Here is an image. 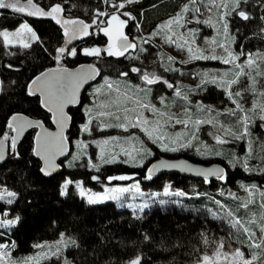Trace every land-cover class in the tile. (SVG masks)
<instances>
[{
	"label": "trees",
	"instance_id": "1",
	"mask_svg": "<svg viewBox=\"0 0 264 264\" xmlns=\"http://www.w3.org/2000/svg\"><path fill=\"white\" fill-rule=\"evenodd\" d=\"M198 1L32 0L44 12L60 5L63 20H76L89 26V34L71 44L67 42L65 26L51 16L35 17L10 8L0 9V33L27 20L38 36L30 48H8L0 35V142L8 146L7 160L0 166V187L16 194L11 197V204L0 200V214L5 219L19 217L16 227H0V244H7V250H13L15 256L34 254L37 245L55 241L64 234L67 240L74 241L73 247L65 255L40 264H65V261L68 264H128L137 257L140 264H201L203 256L214 257L221 242L223 253L239 250L251 259L255 253L259 259L253 264H264V246L249 247L260 243L264 237L260 229L255 230L256 223H249L252 219L248 220L249 216L239 207L244 197L259 192L264 194V119L260 118L259 107L254 109L264 90V78L254 76L257 83L254 91L239 90L240 96L232 92L230 98L223 84L204 83L203 75L196 77V63L185 48L174 41L168 42L159 32L158 35L153 33L162 22L175 18L186 5H189V11L194 10ZM121 3L125 4L124 8L114 7ZM241 10L249 19L239 17ZM125 12L130 15H123ZM113 14L127 21L126 35L136 45L124 55H109L105 50L109 41L102 21ZM229 21L237 53L257 52L261 55L264 52V0H241L239 7H234L229 14ZM60 48L66 49L62 55L58 52ZM93 48L100 49L98 56L85 54L86 49ZM73 50L74 56L69 54ZM57 56H60L59 60ZM81 65L96 69L97 77L82 92L78 105L69 110L71 124L64 134L69 155L75 150V142L84 134L82 126L88 122L89 107L94 103V86L105 80L146 86L144 73H149L150 78L154 74L161 79L147 87L166 92L164 111L170 113V108L178 111L181 118L193 120L198 116L201 120L198 138L192 147L159 152L139 167L116 163L90 168L87 159H81L76 163L77 167L71 169L65 163L68 156L60 163L59 174L51 178L43 176L42 164L36 157V132L28 131L13 148L14 128L8 125L14 116L26 115L39 129L55 131L52 112L43 106L40 95L31 92V86L37 77L53 69L72 70ZM133 68L140 71L133 72ZM179 84L185 92H179ZM235 85L238 88L241 80ZM249 97L252 103L243 113L250 116L248 136H236L231 131L240 129L243 122L234 116L238 110L234 108L237 107L234 101L241 104V99L249 100ZM259 99L261 101V96ZM211 106L217 110L212 127L208 123H211L212 113L205 111ZM249 106L259 115L252 117ZM229 110H235V114ZM208 127L226 140L214 143L205 134ZM91 149L95 151L96 147ZM160 160L220 165L224 178L195 180L167 174L147 179L149 166ZM123 174L139 175L135 179L141 180L144 189L161 191L169 188L185 195L171 198L174 201L165 205L134 213L118 208L114 203L90 205L74 187L65 196L60 192L67 178L82 180L87 188L101 191L108 178ZM217 204L223 212L212 216L208 207ZM233 220L241 221L251 233L255 232L253 238L250 239L249 232L243 227H233Z\"/></svg>",
	"mask_w": 264,
	"mask_h": 264
},
{
	"label": "rangeland",
	"instance_id": "2",
	"mask_svg": "<svg viewBox=\"0 0 264 264\" xmlns=\"http://www.w3.org/2000/svg\"><path fill=\"white\" fill-rule=\"evenodd\" d=\"M8 2H15V0H8ZM19 3L21 5H26L27 1L19 0ZM32 4L35 5L33 2ZM186 6L189 7V5ZM35 7L38 8L36 5ZM234 7H236L235 0H199L195 6V9L198 8L199 12L194 10L184 12L182 10L176 16L183 17L180 23L175 22L176 17L168 19L162 22L153 33L158 35L159 32V34H163L165 38L171 37L172 41H174L178 46L180 45L181 47L185 48L188 53V48L191 47L192 53H189L191 56L193 54L200 55V53L196 52L197 48L202 50L204 56L216 55L217 57L227 58L228 53L225 51V49H227L229 52H232L234 55H239L238 60L229 64L223 63L221 59H192L193 62L196 63L194 70L198 69L195 71L197 78L200 75H203L207 81L215 79L217 83H207L218 86L219 84H223L224 88L227 89V82L236 79L237 74L241 71L239 66L242 65L243 72L245 74L239 76L241 85L236 88V85L233 84L230 90L231 92H237L239 90L240 92H248L249 90L247 89H249V80H251L252 83V77L256 76L259 78H264V59L261 58L264 57V52H261V55H258L257 52L252 54L256 63L253 68H249L247 66V53L240 55L241 52L237 53L235 51V40L231 35L229 21V14L233 11ZM32 10L34 9L29 7L26 8L25 12L21 13L28 15V11ZM34 16L44 17L42 15ZM120 19L124 20L121 17ZM56 20H59L67 29L68 43H72L75 39L85 36L83 32L80 31L82 24H80L79 21L63 20L60 13L57 15ZM109 20H111V17L102 21V24L104 25L103 29L109 27ZM170 20L173 21V23L169 26L168 22ZM198 20L201 22L198 23ZM208 20L211 21L210 24L203 23V21ZM65 21H75L77 23H65ZM225 23H227V30H225ZM24 24H27L32 32L35 33V39L32 38V33L28 31H21L22 25ZM83 25L85 24L83 23ZM116 27L117 21H112L113 34H115ZM3 32H8L10 34L7 41L2 35L4 44L8 48H30L38 40L35 30L27 20L21 22L18 27L14 29L3 30L1 33ZM17 32L20 33L19 36L14 35ZM123 32L126 35L125 26L123 28ZM107 37L109 43L105 49L106 52L109 44L111 43L108 35ZM25 43L29 44V47H24L23 45ZM244 77L249 78L246 79ZM159 80L161 81V79ZM155 83H157V81ZM150 85L151 84L147 83L146 86H139L136 83H125V81L105 80L103 83L94 86V103L91 105V107H89V113L87 114L88 122L82 126L84 130V126L87 125L89 130L84 131L81 139L75 142V150L65 161L66 166L71 169L76 168L77 162H79L81 159H87L88 167L90 168H92L93 165L100 167L116 163H122L132 167H139L143 166L147 160L159 152L168 153L172 148H191L194 140L198 138L197 132L199 133L198 126L200 123L197 122H200L201 120H199L198 116L193 120L191 118H181L180 115H177L178 111L170 108H168L170 113L164 111L165 109L163 107H165L167 101L165 96L166 92L159 88L155 89L147 87ZM256 85L257 83L255 84V87H257ZM179 88V92H185L184 87L181 84H179ZM226 92L228 91L226 90ZM262 92H264V90H262L261 93ZM260 96L261 95L259 94L257 104L259 102V105H264V96H261V101L259 99ZM180 98L181 96L179 95V99ZM251 103L252 98L249 97V100L241 99L240 105L243 109H245V107ZM234 108L237 110V107ZM248 108L252 117L259 114H261L260 116L264 115V111H262L260 107L259 114L258 112L254 111L252 107L249 106ZM205 111L212 113L209 120L212 124L208 122L210 124L209 126L212 127L215 125L214 111L216 115L217 110L213 109L211 106L208 109H205ZM237 112L236 115H233L237 117L239 122L240 120L243 122V118L245 116V114L243 115L244 111L241 112L239 110V112ZM100 113H108V115H100ZM246 115L250 118L249 114ZM90 119L91 123H89ZM178 120L187 121V123H177ZM250 124L251 123H248L247 125V134H244V122L240 129H234L231 131V133L236 136L239 134L240 136H248ZM210 127L207 128L208 130L205 132V134H207L214 143H219L221 139H225L221 137L220 134H214L213 130L209 129ZM37 128L38 130L34 129L36 134L40 132L39 127ZM145 129H147V131H145ZM149 133H151V135H149ZM92 146L96 147L95 151L91 149ZM120 176L130 177V179L120 180L113 179L114 177L108 178L107 183L103 185L104 189L101 191H93L87 188L82 180L75 181L71 178H67L62 183L60 192L61 194L65 192L64 185L66 182L71 181V183L67 184L66 194L71 187H74L77 190L79 196L84 198L90 205L114 203L118 208H125L134 213H140L145 210H149L157 205H165L169 203V201H174L171 198L178 197L177 195H173L172 193L176 192H173L170 189L168 195H165V189L161 191L144 189L142 187L141 180L135 179V177L139 175L123 174L115 177ZM78 184L80 187H77ZM137 185L139 186V191L136 190ZM119 188H128L129 191L123 193H113L111 191L112 189ZM5 189L6 188L1 186L0 192H3ZM81 189L84 190L86 195H80ZM6 190L11 192L8 189ZM66 194L62 195L65 196ZM88 194H107L110 197L115 195L118 197V199H106L102 202L93 204L88 202ZM254 194L255 195H252L251 197H244L239 207L244 211L245 214L249 216L248 220L255 219L257 222L254 224L256 230L259 229V224H264V220L261 219V217L264 216V207H262V205H264V195H262V192ZM230 197L234 198V196ZM7 199L9 198L5 197L4 201L7 202ZM220 207L221 206L218 204L214 207H208L210 214L212 216L220 215L223 212ZM0 219L10 220L5 219L1 214ZM16 225L17 223L5 228L11 229L16 227ZM73 242V240H67L66 236L62 234L60 238L55 241L44 242L40 244L44 247H38L34 254L23 257L15 256L13 254V250H7V247L4 249V251L10 253V255L5 256V260L8 262V264H12V262H15V264H25V261L28 258L36 257L40 264L52 257L65 255L67 250L73 247ZM43 253H47L48 257L44 258L42 256ZM233 253L235 252L231 251L228 254L229 259L227 261L223 260L222 257L221 264H230ZM244 259L250 260L251 258L245 257L244 253ZM235 264H242V261L237 259Z\"/></svg>",
	"mask_w": 264,
	"mask_h": 264
},
{
	"label": "snow or ice",
	"instance_id": "3",
	"mask_svg": "<svg viewBox=\"0 0 264 264\" xmlns=\"http://www.w3.org/2000/svg\"><path fill=\"white\" fill-rule=\"evenodd\" d=\"M105 2H107V0H105ZM126 2L127 3H134V2H136V0H126ZM192 2L195 3V0H192ZM240 3H241V0H235V5H236L237 8L239 7ZM29 7H31L34 10L28 11V15L51 16L54 19H56L57 15L60 12H62V8L60 7V5H56V6L52 7L50 11L44 12L43 10L36 8L35 5L32 4V0H27V4L26 5H21L19 3V0H15V2H8V0H0V9L10 8V9H13L14 11H16V12H25L26 8H29ZM114 7L124 8L125 4L121 3L119 5H114ZM183 11L184 12L189 11L188 7L185 6ZM194 11L199 12V9L198 8L194 9ZM99 15H107V13H100ZM123 15L128 16L130 14L125 12V13H123ZM238 15H239V17H241L244 20L249 19V16L243 10L239 11ZM182 19H183L182 16H178V17L175 18V22L176 23H180V21ZM112 21H117V27H116L115 34H113V31H112ZM57 22L59 23L60 21L57 20ZM197 22L199 23L201 21L198 20ZM65 23H77V22H75V21H65ZM79 23L82 24V27H81L80 31L83 32L84 35H88L89 33H88L87 29H88L89 26L88 25H83L82 22H79ZM172 23H173V21L170 20L168 22V25L170 26ZM203 23L210 24L211 21L210 20L203 21ZM108 24H109V27L103 29V31H104V33L106 35L109 36L110 41H111V43L109 44V47L107 49V52H108L109 55H117V56L124 55V53L129 48H135L136 47V45L134 43L129 42L128 36H126L124 34V32H123V28L127 24L126 20H121L118 15L113 14L111 16V20L108 21ZM224 26H225V30H227V23H225ZM21 31H28V32L32 33V38L33 39L36 38L35 33L32 32V30L29 28V26L27 24L22 25ZM65 31H66V34H67V29ZM19 34L20 33L17 32L14 35L19 36ZM0 35H3V37L7 41L10 34L8 32H3V33H0ZM166 39H167L168 42H173L171 40V37H167ZM23 46L24 47H29V44L25 43ZM65 51H66V49H64V48H60L58 50V52L61 55L64 54ZM188 51H189V53H192V48L189 47ZM225 51L228 53L227 58L217 57L216 55L204 56L203 53H202V50L197 48L196 52L200 53V55L193 54L190 58H192V59H221L222 62L225 63V64L234 63L236 60L239 59V55H234L232 52H229L227 49H225ZM69 54L74 56V55H76V52L73 50ZM85 54L86 55H97L98 56L100 54V49H97V48L86 49L85 50ZM240 55H244V53H241ZM59 58H60V56H57V60H59ZM261 58L264 59V57H261ZM169 59H172V58L170 57ZM255 63L256 62H255V59L253 58V55L250 54V53L247 54V66L249 68H253L255 66ZM239 67H240L241 71L237 74L236 79L227 82L228 88L226 90L228 91V95H229L230 98L233 96V93L230 90L231 86L238 82L240 75H244L245 74L243 72V66L241 65ZM132 71L133 72H139L140 70L137 69V68H133ZM91 72L93 74H95L96 73V69H94V68L91 69ZM48 75H49L48 73L44 74L45 77H48ZM69 75L72 76L74 81H75V88L73 89L71 94H66L63 97L56 96V90L60 89V79L59 78H57L55 80H52V81H47V83H46V88H47V91H48L49 101L51 102L53 100V98H54L58 102L57 103V110H58V114H59V121L58 122L60 123L61 129H63V127L66 126L67 122L70 120V117H68L63 112V106L66 103H75V90L78 89L79 86H80V83H82V80L78 77V74L70 73ZM122 75H127V73H122ZM151 75H152V78H150V74L149 73H144V75H143V79L148 84L155 83L156 80L159 79L157 77H154V74H151ZM205 75H207V74H205ZM40 79H41L40 77H37V79L33 81V84H36L38 81H40ZM202 82H204V83H207V82L217 83V81L215 79H212L211 81L205 80V81H202ZM255 84H256V79H255V77H252V87L247 89V90L254 91L255 90ZM169 87H172V85H169ZM37 90H39V89H37ZM235 95L236 96H240L241 93L239 91H237L235 93ZM260 95L264 96V92L260 93ZM186 99H187V97H185V100ZM234 103H236L237 109H239L241 112L244 111V109L242 108V106L238 102L234 101ZM257 106L260 107L262 111H264V105H254V109ZM49 110L51 111L52 109L50 108ZM229 111L232 112V114H235L233 110H229ZM100 115H108V113H100ZM260 118L264 119V115H262ZM12 119L15 121L18 118L14 116ZM248 120H249V117L247 115H245L244 118H243V122L245 124V133L244 134H247V122H248ZM28 123H30V122H28ZM89 123H91V119L89 120ZM177 123H185L186 124L187 121H179L178 120ZM197 123H199V122H197ZM8 126L10 128L14 127L13 124H9ZM133 126H137V125H133ZM22 127H23V125H20L15 130H17L19 132V130H21ZM88 130H89L88 126L85 125L84 126V131H88ZM145 131H147V129H145ZM149 135H151V133H149ZM237 138H240V137H237ZM5 139H7V137H5ZM219 142L223 143L224 141L221 140ZM105 143H107V142H105ZM15 144H16V138L13 137L12 138V147L13 148H15ZM63 144H64V137L62 136V133H61L60 138H59V143L57 145L58 151H63ZM170 150L171 151H176L177 149L176 148H172ZM36 154L37 155H41V152L39 150H37ZM3 159H4L3 145H2V142H0V161H2ZM50 159H51L50 157L45 156V160L47 162L46 163V169L42 170V171H45V174H49V172L47 171V168L51 167ZM93 167H97V165H93ZM155 167H157V166H153V168H155ZM159 167H179V165H175V164H161V165H159ZM152 171H153V169H149L148 176L146 177L147 179H151ZM197 171L201 175H205V176L216 175V176H218L221 179L224 178L223 175L221 174V170H219V169H209L207 171H199V170H197ZM113 179L125 180V179H130V177L120 176V177H114ZM69 183H71V181L66 182V184L64 185L65 192H63L62 194H66L67 184H69ZM77 187H80V185L78 184ZM136 190L139 191V186L138 185L136 186ZM111 191L113 193H115V192L123 193V192L129 191V189L128 188H119V189H112ZM168 194H169V188H165V195H168ZM172 194L173 195H177V196H184L185 195V193H183V192H176V193H172ZM15 195H16L15 193L8 192L5 189L3 192H0V200H4L5 197H8L9 199H7V203L11 204L12 203V199H10V198L11 197H15ZM80 195L81 196L86 195V193L84 192L83 189H81ZM262 195H264V194H262ZM87 198H88V202L89 203H93V204L102 202V201H104L106 199H118V197L115 196V195L110 197L107 194H104V195L88 194ZM217 203H219V202H217ZM245 206H247V205H245ZM262 207H264V205H262ZM4 215H7V213H5ZM261 219L264 220V216H262ZM18 221H19V217H16L15 219H10V220L0 219V227H9V226L15 225ZM249 223H253L254 224V223H257V222L255 221V219H253V220L249 221ZM231 224L233 225V227H243V230L245 232H249L250 239L253 238L254 233H251L250 229L248 227H244L242 225L241 221L233 220V221H231ZM258 227L260 229L262 237H264V224H259ZM262 246H264V238L261 239L260 243L250 244L249 245V247H252V248H261ZM7 247H8L7 245L0 244V264H8V262L5 260V256L10 255V253H7L6 251H4V249H6ZM13 247H14V245H13ZM36 247H44V246L43 245H37ZM221 249H223V242H221L219 244L218 250L216 251L214 257H210L208 255L203 256L201 264H221V258L222 257H223V260L227 261L229 259L228 254L223 253L221 251ZM42 256L44 258H47L48 254L47 253H43ZM237 259L241 260L242 264H253V261L259 259V257L255 253H253L252 259L251 260H247V259H244V253H242L239 250H237L235 253L232 254V261L230 262V264H235V261ZM33 262H34V264H39V261H38V259L36 257L28 258L25 261V264H33ZM12 264H15V262H12ZM65 264H68V262L65 261ZM130 264H140V258L137 257L135 260L131 261Z\"/></svg>",
	"mask_w": 264,
	"mask_h": 264
},
{
	"label": "water",
	"instance_id": "4",
	"mask_svg": "<svg viewBox=\"0 0 264 264\" xmlns=\"http://www.w3.org/2000/svg\"><path fill=\"white\" fill-rule=\"evenodd\" d=\"M129 42L133 43V41L129 38ZM71 44V43H70ZM129 48L128 50H130ZM127 50V51H128ZM91 69H93L90 66L87 65H81L78 66L72 70H60V69H53L49 72H47L49 75L48 77H45L42 75L40 78V81H38L36 84H32L31 86V92L33 94L40 95L42 98L43 106L50 111L51 108L53 114V123L56 127L55 131H51L49 129H40V132L36 136V147L37 150L41 152V155H37V159L42 164V170L46 169V160L45 156L50 157V163L51 167L47 168V171L49 174H45V171H42L43 176L46 178H51L60 172V163L64 162L66 158L69 156V144L64 138V144H63V151H58L57 145L59 143V138L62 133V136L64 137V134L68 130L71 124V117L69 115V110L71 108H75L80 99V95L84 90H86L96 79L97 77V70L96 73L93 74L91 72ZM70 73L78 74V77L82 80V83H80V86L78 89L75 90V103H66L63 106V112L70 117V120L67 122L66 126L61 129L59 121V114L57 110V101L53 98V100L49 101L48 91L46 88L47 81H52L57 78L60 79V89L56 90V96L63 97L66 94H71L73 89L75 88V81L72 76H70ZM39 89V90H37ZM18 119L17 120H11V124L14 125V137L16 138V143H18L24 135L30 131V130H38V128L35 125V122L29 118L26 115H17L15 116ZM30 122V123H28ZM20 125H23L22 129L15 130ZM3 145V152H4V159L0 161V166L7 160L8 157V146L5 143H2ZM161 164H175L179 165V167H159ZM153 166H157L153 168ZM148 169H153L152 176L153 178L160 177L163 175H173V174H179L183 177H187L190 179L195 180H213L218 179L219 177L216 175H210L205 176L199 174V171H207L209 169H219L221 170V174L224 175V170L220 165H203V164H195L188 161L183 160H160L157 162L152 163Z\"/></svg>",
	"mask_w": 264,
	"mask_h": 264
}]
</instances>
